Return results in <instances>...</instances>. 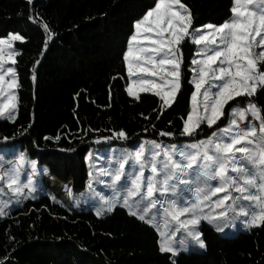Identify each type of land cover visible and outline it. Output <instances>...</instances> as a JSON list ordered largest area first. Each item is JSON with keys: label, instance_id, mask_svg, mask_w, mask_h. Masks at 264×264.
Instances as JSON below:
<instances>
[{"label": "trees", "instance_id": "1", "mask_svg": "<svg viewBox=\"0 0 264 264\" xmlns=\"http://www.w3.org/2000/svg\"><path fill=\"white\" fill-rule=\"evenodd\" d=\"M182 3L191 11L194 28L223 23L232 15V0ZM152 4L153 0H32L31 4L28 0H0V38L9 32L26 38L14 45L19 53L13 65L21 85L19 102L14 121L0 119V149L19 147L58 181H71L73 191L81 194L89 183L87 157L92 150L132 147L142 140L170 145L204 140L217 128L227 126L232 107L246 105L249 100L264 115V90L258 89L252 97L230 101L224 116L211 128L202 125L193 137L182 136V117L186 119L191 109L190 97L195 90L189 81L197 46L187 38L181 45L184 63L177 101L156 119L159 113L153 109L159 108L158 97L147 93L140 94V100L130 97L123 54L134 21ZM42 23L49 26L51 39ZM120 130L127 133V140L113 137L96 142ZM162 131L174 135L161 136ZM5 136L10 139L5 141ZM200 228L206 249L172 257L159 250L158 231L123 207L100 217L93 210L71 213L42 196L0 220V261L264 264V226L241 229L231 237L205 223Z\"/></svg>", "mask_w": 264, "mask_h": 264}, {"label": "snow or ice", "instance_id": "2", "mask_svg": "<svg viewBox=\"0 0 264 264\" xmlns=\"http://www.w3.org/2000/svg\"><path fill=\"white\" fill-rule=\"evenodd\" d=\"M230 12L232 15L223 23L194 28L191 11L182 0H153L134 21V31L123 54L128 77L126 91L136 100L141 99V93L158 97L159 108L153 109L159 113L156 119L177 101L184 63L181 45L187 38L197 46L189 81L195 90L190 97L191 109L186 119L182 117V136L193 137L201 124L211 128L236 97H252L258 89L264 90V0H232ZM29 19L37 22L33 17ZM41 26L51 39L47 23ZM25 39L18 32L0 38V118L13 121L19 102L16 90L21 85L16 68L5 65L9 61L16 64L19 53L14 42ZM32 79H36L34 74ZM249 114L259 125L250 121L241 127L240 122ZM159 135L174 133L162 131ZM113 137L128 139L127 133L120 130L112 137H99L96 142ZM110 152L97 169V176L107 179L95 181L103 184L109 195L93 187L89 172L88 189L100 200L97 216L113 212L117 206L127 209L129 215L158 231L162 253L176 257L191 247L206 249L201 222L207 221L222 232L221 223L229 219V212L233 218L244 216L247 228L264 226V115L250 100L246 108L232 107L227 126L217 128L205 140L180 146L144 140ZM99 158L98 155L96 159ZM88 159L93 160L91 152ZM25 160L21 153L19 163L0 170V181L16 197L35 198L39 189L34 177L39 169L37 162L31 161L27 182H23L21 166ZM3 214L0 208V215ZM177 232L182 233L180 239H176Z\"/></svg>", "mask_w": 264, "mask_h": 264}, {"label": "rangeland", "instance_id": "3", "mask_svg": "<svg viewBox=\"0 0 264 264\" xmlns=\"http://www.w3.org/2000/svg\"><path fill=\"white\" fill-rule=\"evenodd\" d=\"M18 42V41H17ZM16 42H14L15 45ZM13 45V47H14ZM16 58V57H15ZM13 65L9 61L5 67H9ZM7 79V77H6ZM18 90V89H17ZM16 90V91H17ZM141 94H146V93H141ZM151 94V93H147ZM153 95V94H151ZM134 98V97H132ZM238 108H246V105L243 106H236ZM17 112L15 114L16 118ZM0 119H6V118H0ZM8 120V119H6ZM12 121V120H10ZM252 122L256 124L257 126L259 125V121L253 120L252 116L249 114L247 116V119L245 121H241V127L244 126V124L248 122ZM206 125V124H201ZM200 126V127H201ZM199 129V128H198ZM196 130V132L198 131ZM205 140V139H204ZM144 141V140H142ZM140 141V142H142ZM138 142L137 144H139ZM192 143V142H189ZM189 143H182V144H176L178 146L180 145H185ZM136 144V145H137ZM164 145H170V144H165ZM110 149H120L117 147L114 148H108L104 150H92L91 153L93 154V160L90 161L87 157V161L89 163V172H92V180H93V187L97 189V191L104 192L105 195H109V191L105 189V186L103 184L96 183L95 181L97 179H107L106 177H98L97 176V169L104 164V157L106 155H111ZM23 153L21 152L19 147H12V148H6V149H0V170H5L11 167H14L15 164L19 163V156L20 154ZM26 157V160L24 164L21 166V180L23 182H27V175L31 171V165L30 160L28 158V155L26 153H23ZM89 155V154H88ZM99 155V159H96V157ZM38 166V164H37ZM39 172L37 175L34 177L35 182L38 187V192L35 195V198L28 197V198H22V197H16L13 195V193L7 188L6 183L3 181H0V208H3V215H0V220L8 217L12 212L15 210L23 207V205L27 201H36L38 200L41 196L46 195L49 196L54 203H58L61 207H63L65 210L74 213V212H79L82 210V207H85L84 202L92 206V210L96 212V209L100 206V200L99 197L95 196L92 192L89 191L88 187L83 193H76L73 191V188L71 186V183H63L49 175V172L47 170H44L43 167L38 166ZM90 182V179H89ZM212 183H215L214 181ZM89 184V183H88ZM69 192L71 194H69ZM80 197H77V195ZM234 195H239L238 193H233ZM185 195H190L188 193H185ZM220 195H223L222 193ZM55 197V199H53ZM215 199V197H213ZM84 201V202H83ZM5 203L7 206H5ZM238 203H244V204H250L251 202L249 201H238ZM118 207V206H117ZM121 207V206H119ZM127 210V209H126ZM154 211V210H153ZM106 215V214H105ZM245 217L242 215H235L233 218V213L229 212V219L223 220L221 223V226L223 227V231L220 232L218 231L221 235L231 237L234 234H236L239 230H248V229H258L260 227H253V228H247L245 223H244ZM205 223L208 226H211L216 230V227L213 224H209L207 221H202L200 226ZM182 233L177 232L176 233V239L181 238ZM204 249H198L197 247H191L189 251H181L180 253H190L192 251H203ZM179 253V254H180Z\"/></svg>", "mask_w": 264, "mask_h": 264}, {"label": "crops", "instance_id": "4", "mask_svg": "<svg viewBox=\"0 0 264 264\" xmlns=\"http://www.w3.org/2000/svg\"><path fill=\"white\" fill-rule=\"evenodd\" d=\"M133 99H135V98H133ZM87 163H88V161H87ZM43 169L44 170H47L48 171V169L47 168H45V167H43ZM88 169H89V163H88ZM70 183H71V186H72V182L70 181ZM88 187V186H87ZM43 196H46V195H43ZM81 195L79 194V196L77 195V197H80ZM42 197V196H41ZM47 197H49V196H47ZM50 198V197H49ZM51 199V198H50ZM51 201L53 202V200L51 199ZM84 202V201H83ZM56 204V203H55ZM58 204V203H57ZM84 205H85V207H82V210L81 211H79V212H83V211H89V210H92V206H89V205H87L85 202H84ZM103 216H105V215H101L100 217H103ZM159 234V233H158ZM160 236V235H159Z\"/></svg>", "mask_w": 264, "mask_h": 264}]
</instances>
